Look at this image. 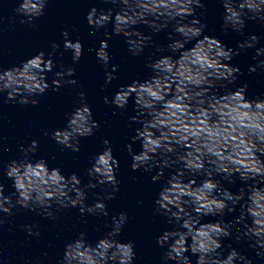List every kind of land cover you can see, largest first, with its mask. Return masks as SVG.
<instances>
[{
    "label": "water",
    "instance_id": "95a60500",
    "mask_svg": "<svg viewBox=\"0 0 264 264\" xmlns=\"http://www.w3.org/2000/svg\"><path fill=\"white\" fill-rule=\"evenodd\" d=\"M0 264H264V0H0Z\"/></svg>",
    "mask_w": 264,
    "mask_h": 264
}]
</instances>
